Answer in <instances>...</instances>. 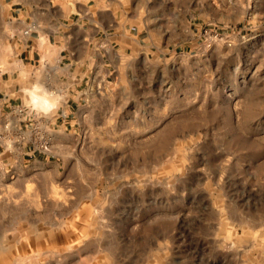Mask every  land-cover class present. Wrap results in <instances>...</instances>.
Wrapping results in <instances>:
<instances>
[{
  "label": "rangeland",
  "instance_id": "1",
  "mask_svg": "<svg viewBox=\"0 0 264 264\" xmlns=\"http://www.w3.org/2000/svg\"><path fill=\"white\" fill-rule=\"evenodd\" d=\"M21 60L0 264H264V0H0Z\"/></svg>",
  "mask_w": 264,
  "mask_h": 264
},
{
  "label": "crops",
  "instance_id": "2",
  "mask_svg": "<svg viewBox=\"0 0 264 264\" xmlns=\"http://www.w3.org/2000/svg\"><path fill=\"white\" fill-rule=\"evenodd\" d=\"M86 42L87 38L85 34L70 33L69 36H66V38L63 39V46L57 51L47 48L46 42H44V44H42V42H31L30 47L27 45L26 48L24 47L20 52H28L27 56L32 58L36 54L40 57V59L45 56L46 53H50V55L55 54V64L59 66L60 61L58 59L59 57H62L61 54L63 52H68L69 55L71 54V52H84ZM48 43H50L49 39ZM65 46L68 47L65 49ZM28 47L29 49H27ZM57 55L59 56L58 58L56 57ZM32 66L33 65H31V63L28 62L26 64L23 60H21L20 68L10 69L8 72L4 71L2 74H0V127H5L6 129L8 128V112L11 111L12 105L15 103L13 95L15 94L16 86L18 85L19 87L21 84H23L26 87L29 83L27 82L28 76H31V79H33V81L38 79L37 74L34 73V66ZM16 72L17 77L14 78V74ZM0 152H6V149L3 148V150Z\"/></svg>",
  "mask_w": 264,
  "mask_h": 264
},
{
  "label": "bare ground",
  "instance_id": "3",
  "mask_svg": "<svg viewBox=\"0 0 264 264\" xmlns=\"http://www.w3.org/2000/svg\"><path fill=\"white\" fill-rule=\"evenodd\" d=\"M42 44H43V43H42ZM37 97H38V96H37ZM37 97H36V98H37ZM42 101H43V99H42ZM42 101H41V102H42ZM39 102H40V101H39ZM46 102H47V101H46V100H44V103H46Z\"/></svg>",
  "mask_w": 264,
  "mask_h": 264
}]
</instances>
